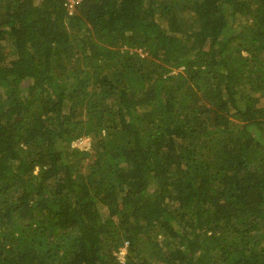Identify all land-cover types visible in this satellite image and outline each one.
I'll return each instance as SVG.
<instances>
[{
	"label": "trees",
	"instance_id": "obj_1",
	"mask_svg": "<svg viewBox=\"0 0 264 264\" xmlns=\"http://www.w3.org/2000/svg\"><path fill=\"white\" fill-rule=\"evenodd\" d=\"M0 264H264V0H0Z\"/></svg>",
	"mask_w": 264,
	"mask_h": 264
},
{
	"label": "built area",
	"instance_id": "obj_2",
	"mask_svg": "<svg viewBox=\"0 0 264 264\" xmlns=\"http://www.w3.org/2000/svg\"><path fill=\"white\" fill-rule=\"evenodd\" d=\"M81 1L82 0H65V5L68 7V9L70 11H73L75 8V5L79 4ZM84 139H85V137H81V138L77 139L74 142V145L77 147H80L82 149H88L90 147V143H88V144L84 143L85 142Z\"/></svg>",
	"mask_w": 264,
	"mask_h": 264
},
{
	"label": "clouds",
	"instance_id": "obj_3",
	"mask_svg": "<svg viewBox=\"0 0 264 264\" xmlns=\"http://www.w3.org/2000/svg\"><path fill=\"white\" fill-rule=\"evenodd\" d=\"M82 1H83V0H82ZM82 1H81V2H82ZM85 138H89V140H90V147H89L88 149H83V150H90V149H91V146H92V140H91L90 137H85ZM75 141H76V140H75ZM75 141H74V142H75ZM73 146H74V147H77V146L74 145V143H73ZM77 148H80V147H77ZM80 149H82V148H80ZM126 253H127V248H126V246H125V247H123V248L121 249V251L119 252V255H120V257H121L122 259H124Z\"/></svg>",
	"mask_w": 264,
	"mask_h": 264
},
{
	"label": "rangeland",
	"instance_id": "obj_4",
	"mask_svg": "<svg viewBox=\"0 0 264 264\" xmlns=\"http://www.w3.org/2000/svg\"><path fill=\"white\" fill-rule=\"evenodd\" d=\"M84 140H85V142H84V143H86V144L90 143V140H89V138H85ZM88 140H89V141H88ZM87 141H88V142H87Z\"/></svg>",
	"mask_w": 264,
	"mask_h": 264
}]
</instances>
